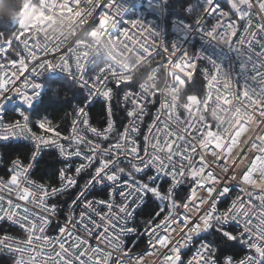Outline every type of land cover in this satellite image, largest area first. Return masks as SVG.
<instances>
[{"label":"snow or ice","instance_id":"1","mask_svg":"<svg viewBox=\"0 0 264 264\" xmlns=\"http://www.w3.org/2000/svg\"><path fill=\"white\" fill-rule=\"evenodd\" d=\"M227 2L230 8L225 11L219 0H200L198 8L190 0H140L133 7L158 23L136 19L130 29L121 31L122 13L128 9L120 0H31L25 10L35 6L33 16L42 13L67 20L72 36L80 29L97 48L99 41L118 47L136 58L137 69L161 58L139 83V91L129 88L122 95L109 84L120 89L140 78L107 63L99 67V74L85 79L86 64L99 61L89 58L93 44L77 39L68 46V39L49 28L51 21L35 26L21 21L14 32H0V59L6 61L0 63V141L23 139L32 144L29 162L12 160L9 178L0 177V220L18 225L21 233L0 235V253H6L11 264H264V0ZM201 9L203 16L198 14ZM206 19L215 23L209 25ZM169 24L178 37L171 47L163 40ZM197 35L201 49L190 55L182 44ZM14 48L17 59L9 61L7 55ZM200 60L207 66L198 68ZM57 70L71 87L40 80ZM161 71L167 95L156 83ZM196 72L204 91L189 94L187 86ZM74 89L88 91L81 105L103 98L108 105L107 127L91 126L85 107L79 106L70 135L62 138L67 146L50 119L36 120L45 135L34 133L31 111L37 103L66 97ZM157 94L163 99L142 132L148 104ZM114 95H120L126 111L122 131L112 119ZM16 99L24 110H16L19 119L5 122L6 104ZM46 148L56 149L64 161L79 158L75 176L89 172L64 224L56 221L54 235L48 229L58 205H49L48 200L64 196L77 180L68 175L70 163L58 173V187L31 179L37 157ZM231 182L239 185L237 195L220 210L231 195ZM162 183H168L166 191L161 190ZM97 186L108 190L107 200L88 198ZM149 194L156 206L141 230L135 218ZM141 235L148 247L132 255ZM128 237L137 238L132 248ZM237 249L246 254L236 259ZM186 250L192 252L188 258ZM229 251L232 254L225 255ZM147 257L156 259L150 262Z\"/></svg>","mask_w":264,"mask_h":264},{"label":"built area","instance_id":"2","mask_svg":"<svg viewBox=\"0 0 264 264\" xmlns=\"http://www.w3.org/2000/svg\"><path fill=\"white\" fill-rule=\"evenodd\" d=\"M120 2L124 5V7H126L128 10L126 13H122V23L120 24V29L121 31L127 30L131 28V21L136 20V19H141L144 22H147L149 24H153V23H158L156 17L152 16V15H148L146 12L142 11L143 9H140L138 6L137 7H133V5H136L137 3L140 2V0H120ZM190 3L192 5H195L197 8L199 7V3L200 0H190ZM28 3L25 4L24 7L27 6ZM219 4L221 6V8L225 11H227L230 8V4L227 2V0H219ZM23 11V9H22ZM97 12H101V9H97ZM199 15L203 16V10L201 9L198 12ZM96 14H94L95 16ZM181 15L185 16L186 19H190V17H188V14L186 13H181ZM48 21H55V18H53L52 16H44V18L40 21L37 22L39 24H44V23H48ZM37 23L32 24V26H35ZM206 23L211 25L212 23H215V20L213 19H206ZM89 24L92 25V27H95V24H92V21H89ZM96 24H98V16L96 17ZM150 26V25H149ZM87 27V26H86ZM82 32H78L76 36H72V38L68 41V46L72 45L75 40L77 39H81L83 38ZM151 39V38H150ZM177 34L176 32L173 30V28L169 25L165 26V31L163 33V40L165 42L166 45H168L169 47H171V44L174 40H177ZM159 39H157L156 43L159 44ZM182 46L188 51V53L190 55H195L197 54L200 49H201V40L200 37L197 35L195 38L190 39L186 42H183ZM162 51V50H161ZM96 57L99 61L96 65H87L86 64V68H87V72L85 74V79H89L90 77H94V75L99 74L98 69L99 67H103L105 66V64L107 63H112V60L110 59L108 53L106 52L105 48L100 45L98 48L96 46V44L92 45V50L89 53V58H93ZM17 59L16 56L11 57L9 56V53L7 55V60H14ZM161 58H157L156 60H154L152 62V64L149 67L143 68L142 72L144 73V75L138 80V82H132L130 84L127 85H121L120 89H115V84L114 82L112 84H109V87H113L114 90L116 92H119L122 95V91L123 90H127V89H131L133 91H139V83H143L146 79L147 76L150 74V68L151 67H155L157 65V63H159ZM6 62L3 59H0V63H4ZM73 64V70L75 71V63H74V59L71 62ZM207 66V61L204 60H200L198 61V68H202ZM27 75V73L25 74ZM233 75H235V72L233 73ZM197 77L199 82H200V91H197L196 88H194V86L189 83L187 86V91L189 94H201L204 91V81L202 79V77L200 76L199 72L194 73V77ZM58 77H64L66 78L65 74L60 72L59 70L53 72V73H49V74H45L44 77H40V80L43 81L44 78H58ZM160 84L158 85V87L163 86L164 82H165V76L163 71L160 72ZM85 92V97L74 107V108H69L66 109L61 118H59L58 120H54L51 116L44 114L41 115L39 117H36L35 119L31 120L33 121V123L30 125V127L32 128V131L38 135H45L44 131L39 129L36 126V120L40 117H44L47 119H50L52 121V123L54 125H57L58 127L55 129L56 131H58L61 134V142L65 143L67 146V141L63 140V137L69 136L71 133V125H72V120L74 119V109L79 107V106H84L87 113H88V119L90 122V125L93 127H97L99 130H103V128L107 127V108L108 105L104 102L103 98H97L94 99L93 102L91 104H87V105H81L82 103L85 102L87 96H88V91L87 89H82ZM162 97L157 94V96L152 97L153 102L148 104V115L144 117V122L141 126V131L144 132L147 130L148 125L152 122V117L155 115V113L157 112V110L159 109L160 103L162 101ZM95 102H99L103 105V109H104V115L102 117V120L99 121H93L92 117L90 115V107L93 105V103ZM111 103V107H112V112H113V116L112 119L116 122L117 125V130L118 131H122L123 130V125H125L127 123V118H126V111L124 106L120 103V95H114V98L112 99ZM130 107V106H129ZM20 109V110H24V106L21 104V102L19 101V99L14 100L11 104H6L5 110H4V116L3 119L5 122H10L14 119H19V117L16 115V110ZM181 116L182 118L184 117V113L181 110ZM210 119V117H209ZM47 135L51 136L52 133H48ZM89 138H93L91 133H87ZM142 141V136L139 138ZM7 143H24L29 147L28 150V154L26 156V158H19L23 163L27 164L29 162V157L31 156L32 153V144L30 141L28 140H15V139H10L9 141H0V177H4V178H9V173L8 170L11 167V161L14 159H17V157L11 158L9 160V162L6 164L4 162L3 159V153H2V146L7 144ZM107 142H104V144L106 145ZM142 146V145H141ZM44 151H52L55 153L56 158L58 159V161L60 162L59 168L56 172V182L55 184L49 185L47 183L41 182L40 180L36 179L35 177H33V171L34 168L36 166L33 167V169L31 170V179H33L34 181H36L37 183H43L48 187H58L59 186V177H58V173L61 169L65 168L66 165L68 163L71 164V168L68 169V175H72L74 176V178L77 180V185L75 188H72L69 190L68 193H66L64 196H59L53 199H49L48 200V204H57L58 205V213L56 217H52L53 223L50 224L49 229H48V234L49 235H54L57 233L58 231V225L56 223V221H59V225H63L65 222V217L68 211V207L69 205L72 203V200L75 198L76 193L79 191V189L86 183L87 179L89 178V172H82L79 176H75V167L81 162L79 158L76 157H72L70 161H64L58 154V151L54 148H46L44 149ZM41 152L40 155L37 157V160L41 157V155L44 153ZM228 183V182H226ZM233 184V188H232V192L231 195L228 199L224 200L223 203H221L219 205L220 210H223L225 207H227L228 203H230V200L232 198L235 197V195H237L238 192V187L239 185H237L235 182H231ZM168 183H162L161 185V190L162 191H166L168 188ZM182 190V189H181ZM151 195L149 194V197ZM146 198V200H148V198ZM89 199H97V200H107L108 199V190L104 189V190H100V186H97V188L95 190H93V192L89 195L88 197ZM116 202L119 203V197L117 196L116 198ZM24 203V202H21ZM79 207L76 208V212L77 214L79 213ZM100 210L101 211H105L103 205L100 206ZM139 213V211H138ZM138 213L136 215V225H138L140 227V229L142 230L144 226H141L142 220L138 218ZM0 235H12L14 237H19L21 235L20 231H19V226L18 225H13L11 221H8L6 218L3 220H0ZM145 240H146V246L142 249H139L135 252H132V255H136L140 252H143L147 247V238L146 236L141 235ZM133 237H128L126 238V242L128 244V247L131 248V241L130 239H132ZM7 255L6 253H2ZM246 254V250H244V253L239 256V257H235L236 259H239L240 257H242L243 255ZM192 255L191 251L186 250L185 251V258H188ZM8 256V255H7ZM147 259L151 262L153 260H155V257H147ZM223 259V256H221V260ZM11 264V263H10Z\"/></svg>","mask_w":264,"mask_h":264},{"label":"trees","instance_id":"3","mask_svg":"<svg viewBox=\"0 0 264 264\" xmlns=\"http://www.w3.org/2000/svg\"><path fill=\"white\" fill-rule=\"evenodd\" d=\"M16 30V24L7 19L3 18L0 19V32L11 33ZM15 48L9 52V56L14 57L15 55ZM58 81V82H66L68 83L69 87H71V82L69 79L64 77L58 78H44L43 81ZM191 84V83H190ZM194 88L197 91H200V82L198 78L195 76L192 82ZM189 86V85H188ZM85 97V92L82 89H74L73 91L69 92V94L65 96H61L58 100L55 101H48L45 98L44 104L37 103V108L35 111H31V118L35 119L41 115L47 114L51 116L54 120H58L61 118L63 112L66 109L74 108L83 98ZM90 115L92 120L101 121L104 115L103 105L99 102L93 103V105L89 109ZM29 147L24 143H7L2 146V153L4 162L7 164L11 158H26L28 154ZM60 162L56 158V155L52 151H44L41 157L38 159V163L33 171V177L40 180L41 182L47 183L49 185L55 184L56 182V172L59 168ZM155 204L152 202L151 196L148 198L147 203L139 210L138 218L142 220L141 226L147 225V220L150 218V214H152V209L155 208ZM137 238L130 239L131 245H133V241ZM138 243H136L135 248L132 252H135L139 249H142L146 246V240L142 237H138ZM132 248V246H131ZM237 255L236 257L241 256L244 251L239 249L236 250ZM232 254L231 251L226 252L225 255ZM11 261L9 260L8 256L5 254L0 253V264H10Z\"/></svg>","mask_w":264,"mask_h":264},{"label":"clouds","instance_id":"4","mask_svg":"<svg viewBox=\"0 0 264 264\" xmlns=\"http://www.w3.org/2000/svg\"><path fill=\"white\" fill-rule=\"evenodd\" d=\"M27 0H0V19L7 18L13 21L15 24H19L21 21L24 23H31L33 18V12L31 9L25 10V4ZM23 9V11H22ZM49 28L56 33L58 36H63L66 39L70 40L72 38V25L65 19H55V21H51L49 23ZM77 33L82 32L80 29H76ZM82 40L88 41L89 43L95 44L93 38L89 36L88 33H82ZM100 45H102L106 52L108 53L112 62L120 67L133 71L137 78H141L144 73L142 69H137L135 67L134 61L135 57L130 56L127 53L120 50L118 47H114L112 44L99 41ZM151 83L152 81H146ZM156 83L160 84V81H156ZM160 91L163 94H170L169 90L163 86H160Z\"/></svg>","mask_w":264,"mask_h":264},{"label":"rangeland","instance_id":"5","mask_svg":"<svg viewBox=\"0 0 264 264\" xmlns=\"http://www.w3.org/2000/svg\"><path fill=\"white\" fill-rule=\"evenodd\" d=\"M26 3L30 4L31 0H27ZM34 8H35V6H33V9H31V11H33ZM43 18H44V16L42 13H37V15L33 16L31 24H35L37 22H40ZM17 27H18V24H16V29H17Z\"/></svg>","mask_w":264,"mask_h":264}]
</instances>
